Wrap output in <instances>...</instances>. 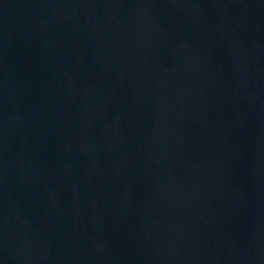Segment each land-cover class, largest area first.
I'll return each instance as SVG.
<instances>
[{"label":"water","instance_id":"obj_1","mask_svg":"<svg viewBox=\"0 0 264 264\" xmlns=\"http://www.w3.org/2000/svg\"><path fill=\"white\" fill-rule=\"evenodd\" d=\"M0 264H264V0H0Z\"/></svg>","mask_w":264,"mask_h":264}]
</instances>
